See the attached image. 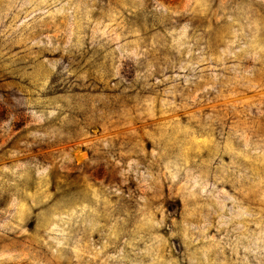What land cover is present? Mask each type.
I'll return each instance as SVG.
<instances>
[{"label": "clouds", "instance_id": "1", "mask_svg": "<svg viewBox=\"0 0 264 264\" xmlns=\"http://www.w3.org/2000/svg\"><path fill=\"white\" fill-rule=\"evenodd\" d=\"M98 2L0 0L3 264H264V0Z\"/></svg>", "mask_w": 264, "mask_h": 264}, {"label": "rangeland", "instance_id": "2", "mask_svg": "<svg viewBox=\"0 0 264 264\" xmlns=\"http://www.w3.org/2000/svg\"><path fill=\"white\" fill-rule=\"evenodd\" d=\"M169 2H175V0H169ZM116 3V0H99L97 4L98 9H103L107 11L110 5H114ZM131 12V9H128L127 11H122V19H123V27L125 30H130L131 28L134 27H141L143 24V15L139 12L137 13H132L131 15L129 14ZM99 11L94 14V16H99ZM119 23V21H117ZM202 23V20L200 19H195L193 20V26L195 27L197 24ZM113 28H116V24L112 25ZM120 29L116 28V39L119 40L120 36ZM121 43L123 42L122 40L120 41ZM127 63V62H125ZM230 100H236L238 98L236 97H230ZM251 99V95L245 97L243 100H241V103H247ZM7 116L6 112H0V119H5ZM15 138L13 137L11 140L8 141H0V143L4 144V148H11L14 146ZM4 149H0V151H3ZM82 152H86V149H82ZM7 203V197H4L2 200H0V206H3ZM3 242H0V246H2ZM19 247V246H18ZM5 253H0V264H3V258H4ZM9 259V264H12L11 256L8 257ZM17 264H24V261H18Z\"/></svg>", "mask_w": 264, "mask_h": 264}]
</instances>
